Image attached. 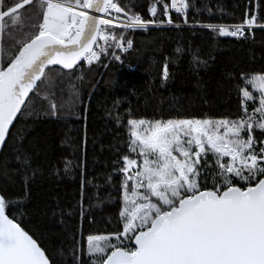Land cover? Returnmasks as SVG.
<instances>
[{
  "label": "snow or ice",
  "instance_id": "snow-or-ice-1",
  "mask_svg": "<svg viewBox=\"0 0 264 264\" xmlns=\"http://www.w3.org/2000/svg\"><path fill=\"white\" fill-rule=\"evenodd\" d=\"M33 4L34 0H0V146L15 120L33 114L30 93L39 94L46 70H74L82 59L91 65L112 44L122 52L124 32L117 39L116 28L171 25L170 12L186 14L191 7L186 0H155L147 7L152 18L144 19L139 13L128 14L114 0H41L25 32L22 13ZM158 14L166 19H158ZM257 20L255 11L250 17L246 11L240 23L197 21L191 26L239 38ZM126 45L131 49L133 40L128 38ZM113 58L121 60L119 55ZM169 75L166 58L162 78ZM241 77L258 96L239 88L243 115L237 119H127L128 148L142 163L125 154L123 166L114 169L122 175L123 230L86 237L91 264H264V143L257 150L252 134L264 130V71ZM257 100L249 113L248 102ZM36 114L63 118V106L51 103ZM209 154L215 159L211 187L199 181L208 174ZM16 158L28 164L23 150ZM18 206L0 194V264H55L33 238L35 233L30 235L17 222L14 211L10 218L8 210ZM78 245L76 240L74 247Z\"/></svg>",
  "mask_w": 264,
  "mask_h": 264
},
{
  "label": "trees",
  "instance_id": "trees-1",
  "mask_svg": "<svg viewBox=\"0 0 264 264\" xmlns=\"http://www.w3.org/2000/svg\"><path fill=\"white\" fill-rule=\"evenodd\" d=\"M116 2L133 14L146 12L155 0ZM40 3L34 0L22 13L23 31H29V19L35 21ZM188 3L192 25L240 23L246 11L249 17L255 11L257 27L239 38L191 25L131 30L132 49L122 51L121 60H112L106 69L109 57L104 54L74 70H46L45 84L28 101L33 114L20 116L13 125L0 156V194L18 203L8 210L10 217L14 211L17 222L35 233L55 264H91L86 237L123 230L122 175L114 169L123 166L125 154L141 163L128 148L127 119L243 115L239 88L248 85L241 74L264 71V0ZM158 19L166 18L158 14ZM166 58L170 75L164 79ZM51 103L63 106V118L36 114ZM248 103V111L258 106ZM252 134L258 150L264 130ZM21 150L29 157L27 165L16 158ZM207 160L208 174L199 181L211 187L215 159L209 154ZM76 240L79 245L74 247Z\"/></svg>",
  "mask_w": 264,
  "mask_h": 264
},
{
  "label": "built area",
  "instance_id": "built-area-1",
  "mask_svg": "<svg viewBox=\"0 0 264 264\" xmlns=\"http://www.w3.org/2000/svg\"><path fill=\"white\" fill-rule=\"evenodd\" d=\"M114 2H116V0H115ZM186 2L188 3V0H186ZM168 3L170 4V3H171V0H169ZM188 11H189V10H188ZM188 11H187L186 14H181V15H177L174 11L170 12V15H172V16L175 15V16H177L179 19H182V21L173 19V24H171V25L166 24V23L163 24V25L156 24V25L149 26V28H153V27H166V26H176V25H179V26H189V25H192V24H190L189 22H188L187 25L184 24V19H185V17H186V18L188 17ZM137 13L141 14V15H142V18H144V19H150V18H152L151 15H150L147 11L144 12V13H143V12H137ZM120 16H121L122 19H126V17H124L123 14H120ZM157 18H158V16H157ZM228 25H231V24H228ZM254 27H257V25L254 26ZM229 29H230V28H229ZM230 30H231V29H230ZM122 31L124 32V38L121 39V45H122L123 48H124V52H125V51H130V50L132 49L133 45H132L131 49H128V48H127V45H126V40L129 38V33H130L131 30H124V29H121V28H116V29L114 30V33H113V34L117 37V39H120V33H121ZM247 31H248V30L245 29V34L247 33ZM100 43H101V45H103L104 42L101 41ZM120 53H121V51H119V50L116 49V45H115V44H112V45L108 48V50H107V52H106L105 54L109 57V61H108V63L106 64L105 69L108 67V64H110V62H111L112 60H114L113 55H114V54H115V55H119ZM82 63H83V64H86V65H89V64L83 62V60H82Z\"/></svg>",
  "mask_w": 264,
  "mask_h": 264
},
{
  "label": "water",
  "instance_id": "water-1",
  "mask_svg": "<svg viewBox=\"0 0 264 264\" xmlns=\"http://www.w3.org/2000/svg\"><path fill=\"white\" fill-rule=\"evenodd\" d=\"M115 1V0H114ZM83 60V59H82ZM82 60L81 61H78L77 62V66H74V68H76V67H78V66H80L81 64H82ZM52 67H59V68H61L60 66H52ZM31 94L32 93H30V96H31ZM15 122H16V120L14 121V124H15ZM13 124V125H14ZM13 125L12 126H10V131H11V129H12V127H13ZM9 136V135H8ZM8 136L6 137V141H7V139H8ZM6 143V142H5ZM5 143L2 145V146H0V156H1V152H2V150H3V147H4V145H5ZM11 218V217H10ZM30 234V233H29ZM31 235V234H30ZM34 238V237H33ZM35 239V238H34ZM39 243V242H38ZM42 247V246H41ZM43 248V247H42ZM46 255H47V253H46Z\"/></svg>",
  "mask_w": 264,
  "mask_h": 264
},
{
  "label": "rangeland",
  "instance_id": "rangeland-1",
  "mask_svg": "<svg viewBox=\"0 0 264 264\" xmlns=\"http://www.w3.org/2000/svg\"><path fill=\"white\" fill-rule=\"evenodd\" d=\"M247 88H248L249 91H253L254 94L258 96V93H255V90L251 88V85H248ZM257 104H258V100H257ZM248 112L251 113V111H248ZM253 132H254V131H253ZM141 163H142V161H141ZM129 190H130V188H129ZM142 190H143V189H142ZM139 191H140V189H139Z\"/></svg>",
  "mask_w": 264,
  "mask_h": 264
}]
</instances>
